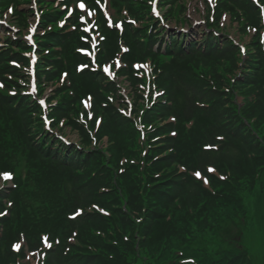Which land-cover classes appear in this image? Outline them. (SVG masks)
<instances>
[{
	"label": "rangeland",
	"instance_id": "obj_1",
	"mask_svg": "<svg viewBox=\"0 0 264 264\" xmlns=\"http://www.w3.org/2000/svg\"><path fill=\"white\" fill-rule=\"evenodd\" d=\"M88 1L91 3V0ZM54 2L15 0L13 9L7 7L5 10L9 8V11L0 15L5 24L0 22V212L5 213L0 216V264L86 263L88 259L84 247H92V243L82 242L77 236L80 231L79 217L89 212L100 217L101 214H108L97 202L85 201L83 191L79 192L80 185L84 183L79 173L94 165V154L103 156L101 163L106 166L100 167L99 163L100 170H106L108 165L113 164L118 167L119 173L127 165L131 168V162H138L146 156L155 158L156 168L173 169L174 176L165 184H182L190 179L201 189V185L205 186L203 189L211 196L222 195L219 201L223 197L229 203L219 216L216 212L209 214L203 211L205 201L202 195L178 191L172 198V220H169L178 232L168 240V246H148L143 253V262L131 257L129 264H222L224 260L225 264H239L247 254L252 260L249 264H264V177L259 183L254 182L250 189L243 188V179L236 184L223 180V172H228L227 167L236 165L239 160L235 155L229 158V151H225V158H218L216 162L207 159L209 151H221L220 145L226 137L222 131L212 134L209 128L213 125L202 128L201 137L204 140L200 144L203 153L193 150L196 145L189 143L195 129L202 124L201 117L205 123L208 122L203 115V106L208 101L206 88L213 96L223 98L221 94L228 89L225 72L232 77L230 72L238 73V77L243 75L245 67L235 64L239 47L252 50L260 58L261 71H264V0H248L251 5L243 7V12L252 19L247 22L250 29L247 33L246 26L242 32L237 16L244 0H118L127 9L128 17L119 19L122 21L120 27L113 24L114 27L105 28L106 34L112 38L116 36V46L105 41L104 49L110 48L111 51L105 58L102 73H85L95 83L93 89H82L84 84L79 78L81 73L77 66L69 67L62 85L59 82L63 72L58 64L50 69L57 71L41 74L46 82H42V90L38 91L36 98L45 101L46 97L51 103L59 100L53 108L54 120L48 124L52 131L46 130L51 136L49 142L55 144V159L46 162L37 153L34 157L30 154L32 145L46 144L47 141L40 142L39 134L29 133V118L25 122L10 114L19 108L24 112L26 101L20 100L21 104H16V94L28 90L23 82L28 80L26 85L29 86L30 81L27 72L29 59L17 51L22 42L17 43L16 37L26 26L47 37L57 20L46 22L44 17L37 20L35 4L50 3L54 10ZM152 6L159 13L154 14L155 19L149 20ZM87 9L90 10V7ZM81 11L85 15L89 12L86 8ZM79 14L75 13L76 16ZM254 17H259L258 21H254ZM96 25L90 15L86 23L90 33ZM66 37L70 39L71 33ZM119 43L129 47L130 51L116 59L117 54H121ZM45 45L38 44L40 48L35 49L37 56ZM67 56L76 58L80 64H88L85 55L68 52ZM227 61L234 65L228 67ZM42 62L45 61L38 62L40 67H48L46 62L42 66ZM144 62H152L156 68L153 74H158L157 77L164 74L165 80L176 72L177 81L187 93L182 94L179 104L173 93L178 90L183 92L184 89L172 81L174 90L164 84L166 91L156 95L155 102L147 103L145 111L140 112L143 98L138 90L139 82L133 74L140 72L138 68ZM105 67L109 68L111 76L106 74ZM107 78L112 79L111 83L103 85ZM213 81H216L215 84H212ZM194 86L199 88L196 93L200 94L196 99L197 94L187 92ZM221 88L223 91H219ZM67 90L76 91L74 98L63 93ZM86 93H91L92 98H86ZM243 102V98H238L240 105ZM261 103L264 104V96ZM226 104L225 99H219L217 107L224 109H221L220 115L216 113L220 124L223 122L224 131ZM38 107L35 102L26 111L37 113ZM85 109H88L86 113L83 112ZM229 112L227 118L231 117L232 111ZM138 116H141L139 124L135 121ZM48 118L52 116L47 115ZM85 119L90 123L86 124ZM54 137H65L76 145V160L66 161L67 166L75 167L68 169L66 174L60 173L54 165L58 162L56 149L61 147ZM195 138L198 141V137ZM62 149L67 155L71 152L70 149ZM86 155L90 156L87 160ZM225 165L229 166L225 168ZM7 172L11 174L9 180L4 179ZM196 172L201 173V178L196 177ZM223 182L233 189L225 191ZM107 190L101 188L100 192ZM193 200L198 202L193 203ZM183 210L186 212H181ZM43 216H46L44 227L43 221L39 220ZM191 225H195L196 229H191ZM87 226L90 232L97 229ZM131 234L128 228L121 236L123 242L129 244L122 246L123 264H128L125 248H130L135 241L140 249L143 248L138 242L137 232ZM17 244L19 249L15 247Z\"/></svg>",
	"mask_w": 264,
	"mask_h": 264
},
{
	"label": "trees",
	"instance_id": "obj_2",
	"mask_svg": "<svg viewBox=\"0 0 264 264\" xmlns=\"http://www.w3.org/2000/svg\"><path fill=\"white\" fill-rule=\"evenodd\" d=\"M241 5L244 7L245 4ZM115 39L113 44L116 46ZM259 61L260 58L254 55L252 50H247V58L243 59L239 49V55L235 59V64L236 66L245 67L243 75L241 74L238 77V73L230 72L234 76L232 77L228 76L229 72H225V86L228 89H225V94H221L223 98L213 96L211 91L206 88L208 101L203 106V115L207 118L208 122L205 123L203 116L201 117L202 124H199L195 129L189 142L196 145L193 150L203 153L204 151L201 150L200 144L204 140L201 137L202 128L213 125L209 128L212 134L219 131L224 132L226 137L225 141L220 145L221 151L219 153L209 151L207 159L216 162L218 158H225V151H229V158L235 155L236 160L238 159L239 161L236 165H225V168L229 166L227 167V171H229L223 172V180L227 179V183L236 184L240 183L243 179L245 181L243 188L246 189H250L254 182L259 183L264 177V104L261 103L262 96H264V71H261L263 69ZM227 62L228 67L234 65L229 61ZM248 65H252V67H248ZM85 73L80 76L84 84L82 89L90 91V89L95 87V83L91 81V77H88V73ZM177 80L176 72L174 75L170 74L166 80L164 74L161 77L163 85L167 84V88L173 90L171 82L176 81L179 83ZM215 82L213 81L212 84H215ZM179 84L181 85V83ZM182 88L184 89L183 92L178 90L173 93V96H176L178 104L182 99V94H187L186 89L183 86ZM189 89L187 92L197 94L196 90L199 88L196 89L194 86ZM221 89L219 91H223V88ZM198 95L200 94H197L195 99L198 98ZM240 97L244 100L243 105L238 103V98ZM219 99H225L227 103L225 105V131L223 129V122L220 124L219 115L221 114V109L224 108L217 107ZM23 109L24 112L20 108L14 109L10 115L13 118H17V120L22 119L25 122L29 118V124L32 118L24 107ZM228 109L232 111L230 118L226 116L230 113ZM24 113L26 114L23 116ZM216 113L219 115H216ZM196 136L198 137V141H196ZM41 141L47 142L42 145H32L31 157H34V153H37L38 156H42L44 161L47 162L49 159L53 161L55 159L53 157L55 153L54 142L50 143L47 138H42L40 139ZM64 146V144L63 146L61 144V147L56 149V160L58 162L57 164L54 163V165L61 171L60 173L66 174L68 169L75 167L74 165L67 166L66 161L73 162L76 160L77 154L74 151L75 147L72 146L67 148L71 150L67 155L62 149ZM89 157V155H86L85 160ZM93 157L95 158L93 166L85 168L82 173L78 171L80 176L84 178V183L80 185L81 189H79V192L83 191L84 198H86L85 201L91 200V202H97L108 211V214L103 215L100 213L101 218L89 212L79 217V219L81 218L80 220L77 219L80 225V231L78 230L77 236L81 238L82 242L91 241L92 243V247H84L86 259H88L85 264H123L124 252L122 253V246L126 247L129 244L123 242L121 236L123 235V231L128 228L133 235L137 232L138 242L143 247L140 249L137 246V241H135L130 248H125L128 264L131 257H135L140 263L143 262V253L148 246H151V248H156L163 244L168 246V240L178 232L173 222H169V220H172L170 213L171 205L173 204L172 198L178 191L190 193L191 195H202V200L205 201L203 211L206 210L209 214L212 212L215 214L216 212L219 216L225 210V206L229 205L223 197L219 201L222 195L213 197L209 194V191L203 189L205 186L201 185V189L190 179L182 184L176 182L165 184V181H169L174 176L173 169L156 168L154 165L155 158L146 156L139 159L138 162H131V168L127 165L122 170V173H119L118 167H114L113 164L108 165L109 168L106 170H100V167L106 166L105 163H101L103 156L101 154H94ZM98 164L101 166L98 167ZM223 185L225 191L233 189L231 185H225V182H223ZM100 186L108 190L100 192ZM197 202L193 200V203ZM181 212L186 211L183 210ZM39 220L43 221L42 225H44L46 217ZM212 220L210 219L209 222L211 223ZM87 225L97 229H92L90 232ZM190 228L195 230L196 226L191 225ZM95 230H98V232ZM251 262V257L247 254L239 264H249ZM222 264H225V260Z\"/></svg>",
	"mask_w": 264,
	"mask_h": 264
},
{
	"label": "snow or ice",
	"instance_id": "obj_3",
	"mask_svg": "<svg viewBox=\"0 0 264 264\" xmlns=\"http://www.w3.org/2000/svg\"><path fill=\"white\" fill-rule=\"evenodd\" d=\"M77 6H78L79 8H81V9H85V8H86L85 3H83V2L78 3ZM86 15H94V13H92V12H87ZM133 23H134V21H133ZM28 39H31V37H28ZM104 71H105V72H108V71H109V68H108V67H105V68H104ZM89 99H91V98L89 97ZM41 103L43 104L44 102L41 101ZM219 139H223V137H219ZM210 147H211V146H210ZM210 171H213V172H214L215 169H210ZM195 175H196L197 178H201V173L196 172ZM10 178H11V174H10V173H5V174H4V179H5V180H9ZM204 182H205V183H208L207 180H204ZM81 211H82V210H81ZM2 215H5V213L0 212V216H2ZM49 246H51V245H49ZM15 247H16L17 249H19L20 245L17 244V245H15Z\"/></svg>",
	"mask_w": 264,
	"mask_h": 264
}]
</instances>
